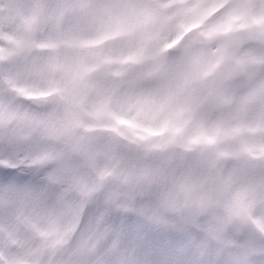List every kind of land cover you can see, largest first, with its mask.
Masks as SVG:
<instances>
[{
	"label": "rangeland",
	"instance_id": "1",
	"mask_svg": "<svg viewBox=\"0 0 264 264\" xmlns=\"http://www.w3.org/2000/svg\"><path fill=\"white\" fill-rule=\"evenodd\" d=\"M209 1L0 0V166L35 176L0 179V264H246L264 244V0ZM228 56L241 73L203 99ZM110 212L153 235L109 241Z\"/></svg>",
	"mask_w": 264,
	"mask_h": 264
},
{
	"label": "snow or ice",
	"instance_id": "2",
	"mask_svg": "<svg viewBox=\"0 0 264 264\" xmlns=\"http://www.w3.org/2000/svg\"><path fill=\"white\" fill-rule=\"evenodd\" d=\"M20 179L23 180L24 177L21 176ZM101 228L108 233L109 241L116 235L125 241L140 237L148 239L153 235L150 225L141 213L122 215L118 212H110L103 217ZM229 251V249L220 250L215 264H225ZM246 264H264V246L257 247L247 258Z\"/></svg>",
	"mask_w": 264,
	"mask_h": 264
},
{
	"label": "water",
	"instance_id": "3",
	"mask_svg": "<svg viewBox=\"0 0 264 264\" xmlns=\"http://www.w3.org/2000/svg\"><path fill=\"white\" fill-rule=\"evenodd\" d=\"M241 33L244 36L238 42L237 39H234L232 42L231 49L234 52L239 51L244 45L251 41L252 37L242 30ZM202 47H208V44H200ZM193 47V46H192ZM191 47V49H192ZM239 73V65L235 58H229L222 67L218 68L214 73L205 76L201 80V86L205 96H209L214 92L218 86L223 83H226L230 78ZM6 124H1L0 129H2Z\"/></svg>",
	"mask_w": 264,
	"mask_h": 264
},
{
	"label": "bare ground",
	"instance_id": "4",
	"mask_svg": "<svg viewBox=\"0 0 264 264\" xmlns=\"http://www.w3.org/2000/svg\"><path fill=\"white\" fill-rule=\"evenodd\" d=\"M213 1H214V0L209 1V4H208V5H210ZM245 104L248 106L247 108H249V100H245ZM152 163H153V166H154V167H159L161 161H159V160H154V161H152ZM204 166H205V165H202L201 168H200V170H201V169L203 170V169H204ZM17 179H20V178H17ZM23 180H25V178H24ZM65 202H68V200L66 199ZM71 204L73 205V203H71ZM79 215H80V213H79L78 211H76V216H79Z\"/></svg>",
	"mask_w": 264,
	"mask_h": 264
}]
</instances>
